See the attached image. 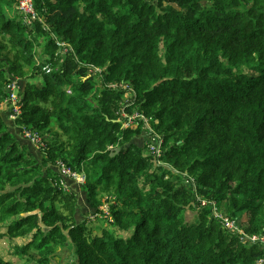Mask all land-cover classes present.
<instances>
[{
    "label": "trees",
    "instance_id": "1",
    "mask_svg": "<svg viewBox=\"0 0 264 264\" xmlns=\"http://www.w3.org/2000/svg\"><path fill=\"white\" fill-rule=\"evenodd\" d=\"M34 1L28 25L0 0V264L263 259L264 0ZM121 107L149 119L159 159ZM11 121L42 136L39 159ZM57 161L85 174V205L112 198V225L77 219Z\"/></svg>",
    "mask_w": 264,
    "mask_h": 264
},
{
    "label": "built area",
    "instance_id": "2",
    "mask_svg": "<svg viewBox=\"0 0 264 264\" xmlns=\"http://www.w3.org/2000/svg\"><path fill=\"white\" fill-rule=\"evenodd\" d=\"M17 10L18 12L23 16L24 22L27 24L31 23L34 19H36L37 13L35 9V1L34 0H19L18 5H17ZM123 88H127L126 85H120ZM7 88H8V96L5 99L4 102H7L10 104V117L14 120L21 111V99L19 96V82L17 79L12 80L11 82L7 83ZM131 91H128L127 94V99L126 102H128L131 98ZM121 116L124 118L123 122V127H136L138 124H142V128L145 129L148 132V139L149 143L147 144V151L156 159H159L161 156L162 150H161V143L162 139L158 137V135L154 134L152 131L150 124H149V119L146 118L144 115L140 113H133L132 115H127L126 112L123 110L121 107L120 110ZM22 134L23 137L28 139L32 144H34L38 149H41L44 147V143L42 141V136L29 129V128H23L22 129ZM111 148V146H110ZM56 167L58 168L59 171V184L65 189V190H70L68 185L65 182L66 178L74 180L76 183L79 185H83L85 183V174L83 172H78L76 170H73L70 168L68 165H66L64 162L57 161L56 162ZM112 201L111 197H106L102 199V204L100 207H98V210L94 211L93 214L89 216V220H95V219H101L105 220L108 224H111L112 219L111 217H108L106 214L108 213V209L110 211L109 205ZM205 202H202L204 204ZM90 214V213H88ZM226 222V226L228 228L234 227L233 222L227 221L224 219ZM248 235H245L247 237ZM243 239V238H242ZM252 240L258 239L256 235H251ZM261 241H264V236L261 237ZM264 263V258L260 259L256 264H263Z\"/></svg>",
    "mask_w": 264,
    "mask_h": 264
},
{
    "label": "crops",
    "instance_id": "3",
    "mask_svg": "<svg viewBox=\"0 0 264 264\" xmlns=\"http://www.w3.org/2000/svg\"><path fill=\"white\" fill-rule=\"evenodd\" d=\"M9 130L14 134L19 144L24 146L23 150L25 153L27 152L34 159L40 158V155H41L40 150L34 144H32L29 140L23 137L20 128L16 124H14V122L12 121L9 123ZM137 141H139V138L137 139ZM51 170L54 171V173H57L59 175L58 168L55 165L51 166ZM65 182L68 185L69 189L71 191L72 190L75 191V193L79 196L78 202L79 200L84 198V193L81 190V187H82L81 185H79L74 180L69 179V178H66ZM77 208H78V211L82 214H88V213H91V211H93V209H91L90 206L85 205L83 201L77 204ZM77 219H78V216H77Z\"/></svg>",
    "mask_w": 264,
    "mask_h": 264
},
{
    "label": "rangeland",
    "instance_id": "4",
    "mask_svg": "<svg viewBox=\"0 0 264 264\" xmlns=\"http://www.w3.org/2000/svg\"><path fill=\"white\" fill-rule=\"evenodd\" d=\"M9 10V15H14V12H15V10H16V8H13V9H8ZM21 18L23 19V16H21ZM36 18H39L38 16H36ZM23 21H24V19H23ZM26 23V22H25ZM27 24V23H26ZM29 24H31V23H29ZM28 24V25H29ZM59 41L61 42V40H60V38H59ZM138 139V138H137ZM138 142H140V143H144L145 142V140H143V139H141V138H139V141ZM56 164V163H55ZM85 179H86V176H85ZM83 198V197H82ZM105 198V196L102 198V199H104ZM82 201H84V198L83 199H81L80 200V202H82ZM94 211L95 210H93V211H91V213L90 214H82V213H80L79 211L77 212V216H78V220L79 221H83L84 223H85V225L87 226V227H93V226H98V225H112V223L111 224H108L105 220H101V219H95V220H89V216L91 215V214H93L94 213ZM81 215V216H80ZM108 217H111L110 216V213H109V209H108V213L106 214ZM245 217V216H244ZM244 217H242L243 219H244ZM189 220L190 221H192L193 220V216L192 215H190L189 216ZM94 228V227H93ZM94 231H99V230H97V228H94ZM58 254H57V256H56V258H54V263H59V264H63V263H65L66 262V260L68 259L67 258V255H68V252L66 251V252H64V253H61L60 251H58L57 252ZM16 260V264H21V260L20 259H15Z\"/></svg>",
    "mask_w": 264,
    "mask_h": 264
},
{
    "label": "clouds",
    "instance_id": "5",
    "mask_svg": "<svg viewBox=\"0 0 264 264\" xmlns=\"http://www.w3.org/2000/svg\"><path fill=\"white\" fill-rule=\"evenodd\" d=\"M40 150V149H39Z\"/></svg>",
    "mask_w": 264,
    "mask_h": 264
}]
</instances>
